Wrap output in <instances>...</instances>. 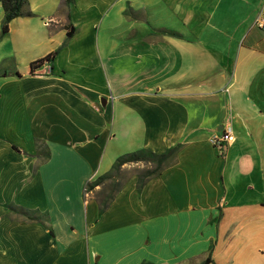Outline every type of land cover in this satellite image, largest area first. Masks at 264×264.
Masks as SVG:
<instances>
[{
    "label": "crops",
    "instance_id": "crops-1",
    "mask_svg": "<svg viewBox=\"0 0 264 264\" xmlns=\"http://www.w3.org/2000/svg\"><path fill=\"white\" fill-rule=\"evenodd\" d=\"M26 9L1 35L0 6V264H264V0Z\"/></svg>",
    "mask_w": 264,
    "mask_h": 264
},
{
    "label": "trees",
    "instance_id": "trees-1",
    "mask_svg": "<svg viewBox=\"0 0 264 264\" xmlns=\"http://www.w3.org/2000/svg\"><path fill=\"white\" fill-rule=\"evenodd\" d=\"M73 0H65L66 4L72 3ZM0 6L3 10V19L1 22V35H4L8 31V25L9 23L20 16H30L31 12L26 9L27 6V0H0ZM57 52V51H56ZM56 52H53L50 55H47L46 57L34 62L31 64V70H34L41 65L45 63H49L53 56L56 54ZM171 151L167 154L163 155H153L149 152H133V153H127L119 156L116 159V162L113 166V172L117 173L120 167L127 163H137V162H148V163H155L156 169L154 172H148L147 176L144 179H140L139 182V188L143 185L146 178L151 177L156 174L157 168L162 164V162L167 158L168 154H170ZM111 178V174H105L97 178L91 183H87L84 188V196L87 195L93 188L105 180ZM114 195V194H113ZM113 195L107 196L104 201H99L98 208L100 212H103L113 199ZM28 219H33L32 217H29ZM211 260L207 258L204 262L201 264H209Z\"/></svg>",
    "mask_w": 264,
    "mask_h": 264
},
{
    "label": "built area",
    "instance_id": "built-area-1",
    "mask_svg": "<svg viewBox=\"0 0 264 264\" xmlns=\"http://www.w3.org/2000/svg\"><path fill=\"white\" fill-rule=\"evenodd\" d=\"M259 27H262L260 22L257 23ZM234 140L233 130L231 126H223L220 133L213 134L210 137V143L217 149L219 154H222L223 149L231 144Z\"/></svg>",
    "mask_w": 264,
    "mask_h": 264
},
{
    "label": "rangeland",
    "instance_id": "rangeland-1",
    "mask_svg": "<svg viewBox=\"0 0 264 264\" xmlns=\"http://www.w3.org/2000/svg\"><path fill=\"white\" fill-rule=\"evenodd\" d=\"M144 164V163H143ZM146 164V163H145ZM138 169H136V168H132L130 171H127V172H125V171H123V172H121L120 174V179H122L125 175H128L130 172L131 173H133V172H135V171H137ZM150 170H152V169H143L142 171H145L144 172V174H146L148 171H150ZM107 188H106V190H105V188H104V186H101V189H97V193L98 194H96L97 196H98V199H100V201H104L105 200V198L107 197Z\"/></svg>",
    "mask_w": 264,
    "mask_h": 264
}]
</instances>
